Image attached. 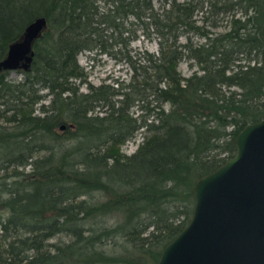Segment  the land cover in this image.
I'll return each instance as SVG.
<instances>
[{
	"label": "trees",
	"instance_id": "obj_1",
	"mask_svg": "<svg viewBox=\"0 0 264 264\" xmlns=\"http://www.w3.org/2000/svg\"><path fill=\"white\" fill-rule=\"evenodd\" d=\"M38 16L29 67H0V264H154L264 116V0H0V60ZM83 50L130 78L81 90Z\"/></svg>",
	"mask_w": 264,
	"mask_h": 264
},
{
	"label": "water",
	"instance_id": "obj_2",
	"mask_svg": "<svg viewBox=\"0 0 264 264\" xmlns=\"http://www.w3.org/2000/svg\"><path fill=\"white\" fill-rule=\"evenodd\" d=\"M45 26L43 16L29 22L0 67L27 69ZM234 141V153L194 182L192 215L154 264H264V116Z\"/></svg>",
	"mask_w": 264,
	"mask_h": 264
},
{
	"label": "rangeland",
	"instance_id": "obj_3",
	"mask_svg": "<svg viewBox=\"0 0 264 264\" xmlns=\"http://www.w3.org/2000/svg\"><path fill=\"white\" fill-rule=\"evenodd\" d=\"M226 20H224L214 31H222L225 27ZM195 40L199 39L198 36L193 35ZM132 49L148 48L149 50H156L157 45L155 40H143L141 37L130 43ZM115 55V56H114ZM98 53L89 50H83L78 54V63L83 68L85 80L81 83L80 89L86 90V84L93 85L101 82L118 83L126 82L132 73L129 64L121 57L119 52L115 54ZM189 60L183 58L179 62V69L183 75L190 74L197 68L196 64L190 65ZM21 69L8 70L7 78L11 80H18L21 77ZM48 97L44 100L48 102ZM136 112V110H134ZM141 140V134L137 133L135 136L129 138L121 146V151L124 153L133 152Z\"/></svg>",
	"mask_w": 264,
	"mask_h": 264
}]
</instances>
